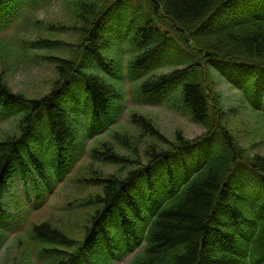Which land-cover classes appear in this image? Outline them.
<instances>
[{"label":"trees","instance_id":"trees-1","mask_svg":"<svg viewBox=\"0 0 264 264\" xmlns=\"http://www.w3.org/2000/svg\"><path fill=\"white\" fill-rule=\"evenodd\" d=\"M42 1L0 0V20L20 8L26 15ZM67 4L73 19L60 26L77 40L61 44L41 36L31 41L33 49H69L67 57H51L56 76L50 91L29 98L0 77V120L17 116L15 131L0 138V214L3 192L14 176L25 183L38 179L48 194L64 163L86 152L94 131L118 111L114 103L120 94L106 76L119 65L104 57V49L117 21L127 22L120 5L132 6L137 11L129 17L140 22L126 35L132 74L141 79L153 64L174 67L138 83L135 99L164 102L174 94L178 107L204 132L186 138L179 131L170 140L134 114L141 138L118 135L131 155L108 143L89 152L118 170L83 177L85 185L100 190L84 198L89 209L82 236L72 238L49 222L34 224L31 237L43 245L38 257L49 264H116L139 247L129 264H264V154L251 153L236 136L212 73L217 68L264 116V0ZM4 27L9 24L3 22ZM144 138L156 142L145 144Z\"/></svg>","mask_w":264,"mask_h":264},{"label":"rangeland","instance_id":"rangeland-1","mask_svg":"<svg viewBox=\"0 0 264 264\" xmlns=\"http://www.w3.org/2000/svg\"><path fill=\"white\" fill-rule=\"evenodd\" d=\"M68 1L44 0L39 6L30 8L26 15L19 17L12 27L0 33V77L7 81L14 92L23 93L29 98H39L50 91L56 76L51 57H67L70 53L69 49L62 45L44 50L33 49L31 41L41 36L58 39L61 44L77 40L75 33L67 27L60 26L61 23L72 22L71 19H73ZM135 11H137L136 7L120 5L119 13L127 17V22L125 25H119L117 21L116 28L111 30V33L118 36L123 33V40L127 39L126 35H133L137 23L129 15ZM111 23H113L112 20H110V27ZM49 26L65 30L55 33L48 29ZM123 27L125 29H122ZM104 57L114 58L121 64V68L117 69L118 74H120L119 70L121 71L120 77L115 79L110 74L108 76L104 74L116 87L117 94H120L114 103L119 113L111 120L112 125L89 140L86 152L77 161L72 172L63 181L53 183V192L41 200L42 203L37 209H32L31 212L26 209L24 204L26 194H23L24 186L21 182L11 188L10 193L13 195L11 199L8 198L9 216L4 219L5 226L0 225V264H49L38 257L43 245L31 237L34 224L49 222L72 238L79 239L82 236L83 224L86 223L89 209L85 206L84 198L100 190L99 187L85 185L82 178L96 176L99 170L104 175L118 170L117 166L93 160L89 152L92 148L100 149L108 143L116 151L131 155L130 150L119 142L118 135L130 136L128 138L133 140L141 138V131L132 121L134 114L149 119L170 140H174L179 131L184 133L186 138H196L204 132L202 126L194 123L189 115L178 107L174 94L161 103L137 102L134 90L139 80L137 82L135 79L126 77L128 59L116 43L108 44V47L104 49ZM152 67L143 78L153 72L161 75L174 69L166 63L153 64ZM213 75L217 83L216 92L221 97L224 110H227V115L229 114L230 126L236 136L243 145L250 147L251 153L264 154V116L254 112L243 101L242 93L228 83L221 73L215 71ZM16 121L17 118L0 120V138L15 131ZM143 142L146 144L156 141L144 138ZM139 151L143 155L142 147ZM28 188V192L34 194L33 188L31 186ZM133 258L134 256L128 259ZM125 261L120 264L129 262V260Z\"/></svg>","mask_w":264,"mask_h":264},{"label":"bare ground","instance_id":"bare-ground-1","mask_svg":"<svg viewBox=\"0 0 264 264\" xmlns=\"http://www.w3.org/2000/svg\"><path fill=\"white\" fill-rule=\"evenodd\" d=\"M126 1L129 2V1H131V0H126ZM160 13H161V14H164L163 11H162V9H160ZM134 21H135L137 24L140 23L139 20H137V19H134ZM55 179H56V178H55ZM55 179H54V180H55ZM54 180H53V181H54Z\"/></svg>","mask_w":264,"mask_h":264}]
</instances>
